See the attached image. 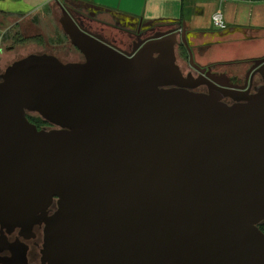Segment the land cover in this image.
<instances>
[{"label":"water","instance_id":"water-1","mask_svg":"<svg viewBox=\"0 0 264 264\" xmlns=\"http://www.w3.org/2000/svg\"><path fill=\"white\" fill-rule=\"evenodd\" d=\"M57 4L84 60L30 54L0 76V226L44 223L55 264H264V82L232 105L214 82L192 92L184 25L126 53Z\"/></svg>","mask_w":264,"mask_h":264},{"label":"flooded vegetation","instance_id":"flooded-vegetation-1","mask_svg":"<svg viewBox=\"0 0 264 264\" xmlns=\"http://www.w3.org/2000/svg\"><path fill=\"white\" fill-rule=\"evenodd\" d=\"M64 6V5H63ZM65 7V6H64ZM60 8V7H59ZM60 18H59V26L60 20L62 19V11L60 8ZM72 17L77 21L79 26H81L84 30L93 33L94 35H99L103 38L107 43L114 45L118 49L131 53L134 47L141 41L146 38H150L158 33L166 32L170 29L175 31L181 30V25L178 24L176 27H172L170 25H152L146 28H141L133 24L132 27H128L126 29H121L117 33L113 34L112 37H104L102 33H100L102 28L97 29L92 24H90V28H88V24L86 21L82 19H78L74 14H71ZM62 37L64 38V42L67 44V48L63 51L64 57L66 60L70 59V61H61L55 55L58 60L62 63H80L83 62V56L74 48L68 41V38L63 33L60 27ZM29 33V32H28ZM6 36V35H5ZM5 38V37H4ZM3 38V39H4ZM23 38L31 40L32 45L36 46L38 49V38L41 39V36L36 31L34 34L30 32L28 35H24ZM8 42L13 43L11 39H7ZM6 40V41H7ZM35 40V41H33ZM186 40L188 42L187 33ZM43 40H41L42 42ZM2 42V41H1ZM14 44V43H13ZM65 44V45H66ZM5 45V44H4ZM23 45H17L18 48L23 47ZM46 46H50L52 48H62L63 46H52L49 43ZM190 47V46H189ZM15 46H7L6 50L15 49ZM183 49L187 52V58H184ZM62 50V49H59ZM3 52L0 46V55ZM78 55V61H76L75 53ZM33 54H38L35 52ZM30 55V54H29ZM194 55V53H193ZM175 58L176 64L178 65L182 75L186 79L184 84L187 86V89L191 90L195 93L200 94H208L209 89L213 86L211 82H214L216 85L222 86L224 89L233 91L237 94H233L232 97H225L222 99V102L227 105H232L237 103V101L242 102V98L245 96L252 95L256 93L258 88L263 85L264 82V66L257 65V61H246V62H237L232 64L234 67L226 68L224 66H231L230 64L221 65L212 64L209 66H203L200 64L198 58L194 55V65L190 64L189 54L186 47L181 42L180 34L177 36V44L175 46ZM1 60V58H0ZM235 65L237 67H235ZM197 66V68H196ZM182 68L187 71L186 74L183 73ZM221 68V69H217ZM223 68V69H222ZM205 70L204 72L201 71ZM2 73H0V76ZM245 94V95H244ZM42 128H51V126H43ZM56 203L53 204L47 210V217H50L56 211ZM44 223H35L33 226L26 230L16 228L13 230L6 229L0 226V264H55L53 261H48L44 259L43 250H44Z\"/></svg>","mask_w":264,"mask_h":264},{"label":"crops","instance_id":"crops-1","mask_svg":"<svg viewBox=\"0 0 264 264\" xmlns=\"http://www.w3.org/2000/svg\"><path fill=\"white\" fill-rule=\"evenodd\" d=\"M218 1L219 8L215 7L217 11L211 15L213 16L217 12L221 13L229 27H227L228 29L220 31L217 28H215L216 30L212 28L206 32L195 30L190 33L194 35L192 37L185 28L187 36H189L187 37L188 46L192 44L197 47L195 50H203L200 55L196 51L194 54L200 64L203 66L212 64L223 66L224 64L232 65L237 62L257 61L264 58V3ZM57 2L64 5L78 19L86 21L88 28L91 27L90 24L99 27L97 29L102 28L99 31L104 37H112L113 34L123 29L110 20L103 21L101 15L90 17L82 7L72 9L69 0L63 2L60 0H0V19H2L0 30H3L1 26L5 25L3 20L8 18L9 27H6L7 31L18 32L20 36L24 37L26 31L32 32V28L30 31L25 29L28 28L26 27L28 21L34 20L35 17L39 20L42 15H48L49 18L55 19L54 21L59 26L61 12ZM45 9L46 11L41 13ZM38 30H40L39 23Z\"/></svg>","mask_w":264,"mask_h":264},{"label":"rangeland","instance_id":"rangeland-1","mask_svg":"<svg viewBox=\"0 0 264 264\" xmlns=\"http://www.w3.org/2000/svg\"><path fill=\"white\" fill-rule=\"evenodd\" d=\"M60 1L63 2L65 0ZM218 2V0H69V5L70 7H72V9H74L75 7H82V9L87 11V15H90V17L101 15V17H103L101 18L103 21L110 20V22L112 21V23H117L116 25H119L123 29L132 27L133 24L141 28H146L152 25H170L172 27H176L180 22H182L181 25H184L188 30V33L190 34L195 30L206 32L212 30V28L215 29L212 24L211 14L214 11L216 12L217 8H219ZM215 7L217 8L215 9ZM45 11L46 9L44 11H41V13ZM7 19L3 20L5 25L1 26V29H6V27H9V25L7 24ZM54 20L49 18L48 15H42L40 16L39 20L37 17H35L34 20L31 19L26 24V27L28 28L25 29H29L28 31H30V29L32 28L33 34L36 31L38 33L39 31H41L39 35L41 36V40L43 41L42 45H38V49L36 48V46L32 45V42H27L23 47L18 48L17 44L8 42L7 39H5L4 41L2 40V42L0 43V46L3 50L0 55V73L3 74L5 69L13 62L35 52H38V54L55 55L61 61H70V59L66 60V57H64L63 51L67 48V44L64 41H60L62 33L60 27L57 25L58 23H56V21ZM1 21L2 19H0V23L2 24ZM38 23L40 25V30H38ZM227 27L228 25L224 20V28L218 30L222 31ZM26 32L25 35H28L29 33ZM8 33L11 35L14 32L12 30H8L6 34ZM190 35L192 37L194 36L192 34ZM47 43L52 46L63 47L52 48L50 46H46ZM7 46H15L16 48L6 50ZM190 47V50L194 54L196 51L197 54L200 55V53H202L203 51L202 49L195 50V48L197 47L192 44L190 45ZM75 58L76 61H78L77 54L75 55ZM224 67V69H233L234 66L231 65ZM235 67L237 66L235 65ZM217 69L219 70L221 68ZM182 71L184 74L187 73V71L183 68Z\"/></svg>","mask_w":264,"mask_h":264},{"label":"trees","instance_id":"trees-1","mask_svg":"<svg viewBox=\"0 0 264 264\" xmlns=\"http://www.w3.org/2000/svg\"><path fill=\"white\" fill-rule=\"evenodd\" d=\"M227 1H233V2H246V3H253V4H256V3H264V0H227ZM182 22H180L179 24L181 25ZM6 34L5 38L3 39V41L5 39H11L13 41L14 44H17V45H23V44H26L27 42H31V40H28V39H25L23 38L22 36L19 35L18 32H14L13 34ZM35 41V40H33ZM60 41H65L63 37H60ZM36 42V41H35ZM61 42V43H62ZM41 39L38 38V44H41ZM50 43V41H49ZM183 56L184 58H187V52L186 50L183 49ZM27 119L29 120L30 123L36 125V127L38 129H41L43 126H48L49 124L44 122L40 117H38L37 115H28L27 116ZM50 126V125H49ZM259 229L264 233V223L260 224L259 226Z\"/></svg>","mask_w":264,"mask_h":264},{"label":"built area","instance_id":"built-area-1","mask_svg":"<svg viewBox=\"0 0 264 264\" xmlns=\"http://www.w3.org/2000/svg\"><path fill=\"white\" fill-rule=\"evenodd\" d=\"M212 24L217 29L224 28V19L221 13L217 12L212 16ZM7 33V29L0 30V43Z\"/></svg>","mask_w":264,"mask_h":264}]
</instances>
